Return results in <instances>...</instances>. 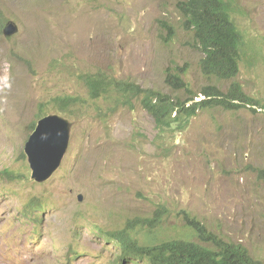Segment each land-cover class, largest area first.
Instances as JSON below:
<instances>
[{
  "label": "rangeland",
  "instance_id": "obj_1",
  "mask_svg": "<svg viewBox=\"0 0 264 264\" xmlns=\"http://www.w3.org/2000/svg\"><path fill=\"white\" fill-rule=\"evenodd\" d=\"M178 1L0 0V264H21L22 253L37 264H112L115 248L90 234L92 226L143 223L160 205L169 216L157 240H198L179 216L185 209L264 264V107L208 110L185 130H160L139 102L113 108L109 98H88L81 80L104 70L185 99L165 81L167 68L182 67L194 92L214 83L227 91L232 80L204 76ZM237 2L253 57L236 80L264 104V0ZM161 21L174 26L171 39ZM5 26L14 34L5 36ZM63 94L86 99L65 113L73 124L62 165L38 183L25 143L40 104L54 113L51 99ZM31 196L51 201L37 226L16 217Z\"/></svg>",
  "mask_w": 264,
  "mask_h": 264
},
{
  "label": "trees",
  "instance_id": "obj_2",
  "mask_svg": "<svg viewBox=\"0 0 264 264\" xmlns=\"http://www.w3.org/2000/svg\"><path fill=\"white\" fill-rule=\"evenodd\" d=\"M176 5L183 29L192 33L193 44L203 54L200 67L204 76L218 81L232 80L228 90L224 91L214 83L204 87L201 93H196L186 81L187 72L182 67L167 68L165 81L174 90L189 93L190 96L185 99L160 89L145 88L134 81L112 77L108 72L99 70L81 75L91 97H103L104 100L109 98L110 104L114 103L113 108L132 106L134 102H139L152 115L160 130H185L194 117L207 110L230 111L247 107L257 112L254 105L264 107V104L249 96L236 80L241 70V62L252 60L253 57L248 53L249 46L245 45L244 33L236 22V15L238 12L242 13L237 0H180ZM161 25L171 39L176 33L174 26L166 21H161ZM200 94L204 98L196 101L195 98ZM81 99L64 94L55 96L51 101L56 112L66 115L65 113L72 114L71 108L76 107ZM43 107L41 104L40 115L46 112ZM112 107H108V110H113ZM163 217L164 212L157 210L149 222L158 223ZM185 219L208 242V246L185 239H173L157 245H141L128 233L129 228L135 230L139 227L135 221L128 222L121 231L111 233L117 236L115 240L118 244H128V249L148 258L153 264H262L242 244L225 241L187 214Z\"/></svg>",
  "mask_w": 264,
  "mask_h": 264
},
{
  "label": "clouds",
  "instance_id": "obj_3",
  "mask_svg": "<svg viewBox=\"0 0 264 264\" xmlns=\"http://www.w3.org/2000/svg\"><path fill=\"white\" fill-rule=\"evenodd\" d=\"M10 23V22H9ZM7 23L6 26L9 24ZM6 26L4 27L3 29V34L5 36H8V35H12L14 33H11V34H6L5 32V29H6ZM244 33V32H243ZM246 34L244 33V36ZM9 37V36H8ZM245 39V45L246 46H249V48L252 46V42H250L248 39H247V36L244 38ZM87 74V73H85ZM85 88H86V91H87V95H88V98H92L91 95H90V92H89V89L86 87L85 85V82H84V79H81ZM201 93V92H200ZM64 95V94H63ZM71 95V94H69ZM78 97H80V95H77ZM202 97V98H199V97ZM82 99H86V98H83L82 96L80 97ZM100 98H103V97H100ZM100 98H97L95 99L96 101H99ZM204 96L203 95H199L195 98L196 101L198 100H201L203 99ZM81 99V100H82ZM42 104V103H41ZM40 104V105H41ZM78 104V102H77ZM248 107H250V105H247ZM78 105H76V107H73L71 108V110H73L75 112V109H77ZM254 107H256L254 105ZM40 108V107H39ZM245 108V107H244ZM247 108V107H246ZM70 110V112H71ZM215 110V109H213ZM222 110V109H221ZM208 111V110H207ZM74 112H71L72 115L74 114ZM45 114L44 115H40L37 122L36 123H33L32 125V132L31 134L29 135L26 143H25V147H24V152L25 154L23 153L22 156L23 157H27L28 159V162H29V168H30V177L38 182V183H43L45 181H47L48 179H50L53 174L60 168V166L62 165V162H63V159L69 149V145H70V133H69V143H68V147L66 149V151L64 152L63 154V157L61 159V163L60 165L53 171V173L48 177V178H45L43 180H39L35 175V169L33 168L32 166V162L30 160V156L28 154V152L26 151V144L27 142L29 141L31 135L34 133L35 129H36V126L38 124V121L40 119H42L43 117L45 116H48V115H59L67 120H69L70 124H71V127H70V132H71V129H72V120H70L68 117H66L64 114H61V113H58V112H54V113H46L44 112ZM41 114V113H40ZM155 120V119H154ZM3 174H5L7 177H9L10 179L12 180H17L19 179V177L23 178V175H20L18 173H12V171H9L7 169H5L3 171ZM16 174V175H14ZM79 200L81 201L82 200V196L79 197ZM51 201H50V198L49 196H42V197H38V196H31V197H28L26 199V202L25 204L23 205L22 208H20L18 210V213L16 215V217L19 219V221L21 222H25L27 225H33V226H37V225H40L41 223V216L39 215L41 212H43L44 209H47L50 205ZM157 210H160L162 212H164V217H163V220L158 222V223H155V222H149L150 219H152V217H154L155 215V212ZM188 215L189 217L193 218L196 222H198L199 224H202L204 225L200 220H198L196 217L192 216L188 211H186L185 209H183L181 211V214L179 216H181L182 220L184 221V224H185V227L186 228H191L197 235V238L198 240H194L195 238H187V237H171L169 239H165V240H157L158 239V236L156 235V232L154 231H157L158 229L161 228L162 224L164 223V221L168 218L169 216V210L166 209V207L164 205H160L158 206L153 215L148 218L147 220H145L143 223H140V222H136V225L139 226V227H136L135 230L134 229H131L129 228L128 230V233L130 234L131 237H134L138 240V242L141 244V245H157L159 243H162V242H168V241H172L173 239H185V240H189V241H193L195 242L196 244H199V245H203V246H208V242L203 239L201 236H199V234L196 232V230L194 228H192L191 226H189L187 224V221L185 219V215ZM130 222V221H128ZM128 222L125 224V226H123L121 229H123L124 227H126L128 225ZM205 226V225H204ZM206 227V226H205ZM208 228V227H206ZM121 229L119 230H112V229H109L108 227H106L104 224H97V225H94L92 226L91 228V233L90 234H93V235H96L98 237H100V239L102 240V242L105 244V245H110L111 247L115 248V251L113 252L114 253V258H113V261H112V264H153V262H151V260H149L148 258H143L140 254L138 253H134L132 252L130 249L127 248V245H121V244H118V241L115 240L116 239V235H113L111 232H116V231H121ZM142 234H144V237H142ZM219 236V235H217ZM220 237V236H219ZM222 238V237H221ZM224 239V238H223ZM205 240V241H204ZM225 240V239H224ZM227 241V240H225ZM230 242V241H228ZM237 244V243H236ZM241 244V243H240ZM244 246V245H243ZM245 247V246H244ZM134 246L132 247V250H133ZM246 248V247H245ZM247 249V248H246ZM248 250V249H247ZM138 251V250H137ZM249 252V251H248ZM250 254V253H249ZM251 255V254H250ZM252 256V255H251ZM253 257V256H252ZM254 258V257H253ZM255 259V258H254ZM258 260V259H256ZM20 261H21V264H37V262H32L30 259L26 258L25 254H21L20 255ZM260 261V260H259ZM40 263V261H38V264ZM262 263V262H261Z\"/></svg>",
  "mask_w": 264,
  "mask_h": 264
},
{
  "label": "water",
  "instance_id": "obj_4",
  "mask_svg": "<svg viewBox=\"0 0 264 264\" xmlns=\"http://www.w3.org/2000/svg\"><path fill=\"white\" fill-rule=\"evenodd\" d=\"M9 27L5 29L6 34ZM71 124L59 115H48L38 121L34 133L26 144L34 175L43 180L60 165L69 143Z\"/></svg>",
  "mask_w": 264,
  "mask_h": 264
}]
</instances>
